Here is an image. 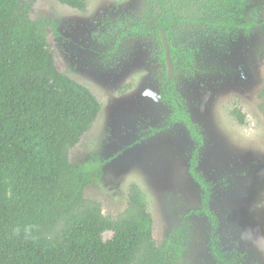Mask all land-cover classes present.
Returning <instances> with one entry per match:
<instances>
[{
  "label": "rangeland",
  "instance_id": "obj_1",
  "mask_svg": "<svg viewBox=\"0 0 264 264\" xmlns=\"http://www.w3.org/2000/svg\"><path fill=\"white\" fill-rule=\"evenodd\" d=\"M170 2L182 22L168 41L189 56L170 81L204 139L198 172L212 190L220 248L233 264H264V0ZM236 4L242 7L236 22L253 19L251 30L226 32L222 26L224 13L234 12ZM155 15L149 0H88L86 12L38 0L31 10L32 20L58 23L57 34L51 28L47 34L57 68L87 87L102 106L91 130L70 151L74 164L92 157L104 163L86 199L115 218L137 185L158 246L185 224L180 264H221L210 250L208 219L191 214L202 195L189 174L195 144L183 124L170 122L171 108L162 102L168 72L162 40L154 32H128L153 28ZM235 110L244 115V124Z\"/></svg>",
  "mask_w": 264,
  "mask_h": 264
},
{
  "label": "trees",
  "instance_id": "obj_2",
  "mask_svg": "<svg viewBox=\"0 0 264 264\" xmlns=\"http://www.w3.org/2000/svg\"><path fill=\"white\" fill-rule=\"evenodd\" d=\"M37 1L0 0V264H180L187 226L175 228L158 246L153 218L137 185L130 187L127 208L115 218L105 216L99 202L86 199L85 191L100 181L104 163L92 157L74 164L70 151L91 130L102 106L87 87L57 68L47 34L48 28L57 34L58 23L31 19ZM57 1L82 12L88 8V0ZM149 1L156 10L153 28L128 32H154L161 40L164 33L168 40L182 19L170 0ZM240 9L236 4L234 12L224 13L226 32L253 28V19L236 22ZM168 44L170 59L179 69L189 56ZM162 49L168 71L162 102L171 108L170 122L183 124L195 144L189 174L202 195L199 209L191 214L208 219L216 261L233 264L220 248L211 187L198 172L204 139L170 81L164 44ZM233 115L245 123L241 111ZM106 234L112 235L109 240Z\"/></svg>",
  "mask_w": 264,
  "mask_h": 264
},
{
  "label": "water",
  "instance_id": "obj_3",
  "mask_svg": "<svg viewBox=\"0 0 264 264\" xmlns=\"http://www.w3.org/2000/svg\"><path fill=\"white\" fill-rule=\"evenodd\" d=\"M162 40H163L164 47L166 49V57H167V63H168V67H169V78H171L173 71H174V65H173L172 60L170 59V56H169V44H168L167 38H166L164 33H162Z\"/></svg>",
  "mask_w": 264,
  "mask_h": 264
},
{
  "label": "flooded vegetation",
  "instance_id": "obj_4",
  "mask_svg": "<svg viewBox=\"0 0 264 264\" xmlns=\"http://www.w3.org/2000/svg\"><path fill=\"white\" fill-rule=\"evenodd\" d=\"M79 11V10H78ZM82 12V11H81ZM123 37V36H122ZM122 37L119 39V41L122 39ZM168 41V40H167ZM170 79H172V78H170Z\"/></svg>",
  "mask_w": 264,
  "mask_h": 264
}]
</instances>
